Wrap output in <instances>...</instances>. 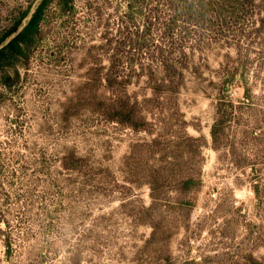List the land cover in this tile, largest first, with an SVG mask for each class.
Segmentation results:
<instances>
[{
  "label": "rangeland",
  "instance_id": "rangeland-1",
  "mask_svg": "<svg viewBox=\"0 0 264 264\" xmlns=\"http://www.w3.org/2000/svg\"><path fill=\"white\" fill-rule=\"evenodd\" d=\"M125 2L75 0L64 14L51 6L19 79H8L11 88L0 82V264H264V28L256 31L264 12L187 45L178 104L199 150L187 154L184 169L199 172L201 187L187 198L193 205L179 207L170 186L176 206L145 213L150 187L127 182L125 158L131 144L151 138L100 112L112 94L99 78L116 57ZM38 3L0 0V39ZM141 17L127 34L144 35ZM153 37V45L147 38L142 50L118 57H135L137 73L148 68L152 53L168 49L161 33ZM145 82L134 78L126 95L151 96ZM223 95L232 115L216 150L211 127ZM168 120L174 134L179 122ZM72 152L85 159L77 170Z\"/></svg>",
  "mask_w": 264,
  "mask_h": 264
},
{
  "label": "trees",
  "instance_id": "trees-1",
  "mask_svg": "<svg viewBox=\"0 0 264 264\" xmlns=\"http://www.w3.org/2000/svg\"><path fill=\"white\" fill-rule=\"evenodd\" d=\"M125 1L126 10L120 18V37L116 41L118 47H115L116 59L114 58L104 77L99 78V83L105 82L112 94L111 97H106L104 94L100 103V112L109 121H117L128 126L135 133H146L151 138L131 144L129 155L125 158L129 161L126 162L129 174L126 177L127 182L133 187L143 185L150 187L154 202L145 209V213L162 207L176 206L172 205L173 201L168 197L167 192L170 186L177 194L176 197H172L175 204L179 207H190L193 202L187 198L201 187V179L199 172H193L190 169L186 172L184 169L187 154L192 155L194 149L199 150L198 145L197 147L194 145L197 138H191L187 133V121L184 114L180 112L178 104L179 94L185 87L187 64L184 59L187 56V45L191 48L192 43L204 42L205 31L217 35L218 32L223 31V28H227L229 23L235 26L240 24L242 16L257 10L264 12V0H259L257 4L256 0ZM53 5L62 14L72 13L76 6L75 0H39L28 21L24 24L21 19L0 39V82L5 87L11 88L12 84L8 82V79L10 80L11 76L19 79L20 68L27 67L39 41L47 11ZM88 6L92 8L91 5ZM136 15L142 16V22L145 25L143 36L136 31H133V34H127L132 27L137 26ZM257 23H261L256 29L258 32L264 28V18ZM154 31L162 34V41L168 44V49H159L156 53H152L153 60L149 67L141 68L137 73L139 61L135 57H127L128 61L125 63L118 56L122 53H132L133 50H142L145 45L144 40L147 38L153 45ZM123 69L129 70L125 79L122 77ZM143 77H146L145 89L151 91V96L143 98L142 101H138L136 97L127 96L126 86L132 84L134 78L140 80ZM243 82H245V97L249 100L252 89L245 79ZM119 91L124 94L118 99V95L115 96V94ZM229 104L224 95L219 97L216 119L211 127L212 147L216 150L224 146L223 134L232 115V103ZM112 110H118L117 114L121 117L112 115ZM147 111L152 114L151 118L146 116ZM171 117L179 122L174 134L171 121L168 120ZM148 157H155L159 165L147 166ZM69 160H72V169L76 170L85 162L84 158L73 152ZM141 163L145 165L142 166ZM170 259H167V264ZM252 264L263 263L253 259Z\"/></svg>",
  "mask_w": 264,
  "mask_h": 264
}]
</instances>
